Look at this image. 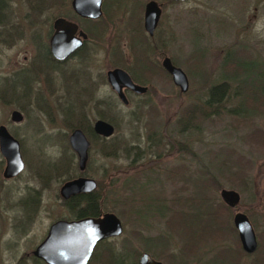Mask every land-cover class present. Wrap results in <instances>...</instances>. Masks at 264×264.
<instances>
[{
  "label": "rangeland",
  "instance_id": "1",
  "mask_svg": "<svg viewBox=\"0 0 264 264\" xmlns=\"http://www.w3.org/2000/svg\"><path fill=\"white\" fill-rule=\"evenodd\" d=\"M146 1L101 0L97 20L80 22L88 40L79 55L88 53L89 61L76 55L45 71L49 24L58 16L72 17L70 0H4L0 125L18 141L23 168L4 179L0 155V264L20 259V264H33L31 251L48 226L72 220L58 189L79 176L95 182L90 192L99 196L101 213H113L122 226L119 235L93 249L89 264H103L95 254L106 245L113 252L125 245L131 252L126 260L137 261L146 252L162 264H264V0H154L161 14L152 37L141 25ZM132 41L145 49L141 65L134 64L139 43L132 46ZM162 56L184 72V92L160 66ZM228 59H235L246 77L259 75L263 87L236 93L235 81L227 77L228 92L206 105L209 87L237 71ZM113 67L146 85V93L127 94L123 105L104 78ZM70 69L82 70L87 91L82 76L73 78ZM260 99L257 109H237L243 100ZM13 110L21 114L20 121L10 120ZM97 118L111 123L114 131L90 142L79 172L67 136L79 121L91 126ZM217 152L228 157L230 166L222 185L203 188V195L220 201L219 190L232 189L239 201L217 216L215 234L203 232L196 247L182 254L178 248L185 236L165 218L187 209L183 203L194 195V177ZM235 167L245 174L246 184L234 175ZM236 212L246 215L255 233L257 248L251 254L241 250L232 224ZM199 224L186 222V243L197 238Z\"/></svg>",
  "mask_w": 264,
  "mask_h": 264
},
{
  "label": "water",
  "instance_id": "2",
  "mask_svg": "<svg viewBox=\"0 0 264 264\" xmlns=\"http://www.w3.org/2000/svg\"><path fill=\"white\" fill-rule=\"evenodd\" d=\"M70 7L74 13L81 17L95 19L101 14V0H70ZM143 10V28L148 35H151L159 18L160 5L154 0H148L144 4ZM53 29L50 38V51L54 58L63 59L80 43L79 39L71 35L76 31V24L56 18L53 21ZM78 34L85 37L81 31H78ZM161 65L170 76L171 82L178 87L180 92H184L187 88L184 72L179 67L172 65L167 57L163 58ZM105 75L109 87L124 105L127 104V99L122 88H128L136 94H142L146 90L144 86L134 84L129 75L121 68L107 70ZM21 119L22 116L18 111H11V121L18 122ZM92 129L103 138L110 137L114 131L113 125L103 119H96L92 124ZM67 141L76 155L78 169L83 170L88 149V141L84 133L79 128H73L67 136ZM0 155L4 159L1 174L4 179H10L21 172L23 162L18 141L9 134L3 125H0ZM94 187L95 182L92 179L80 176L63 182L58 193L62 199H67L77 193L90 192ZM219 197L230 208L239 201V194L232 189L221 188ZM232 224L241 249L246 253L253 252L256 248L255 233L246 215L241 212L234 213ZM121 231L120 220L111 212H104L98 217L58 219L48 226L43 239L31 253L33 257L41 260L44 264H87L94 246L99 241L115 237ZM137 264L162 263L150 257L146 252H141L137 258Z\"/></svg>",
  "mask_w": 264,
  "mask_h": 264
},
{
  "label": "trees",
  "instance_id": "3",
  "mask_svg": "<svg viewBox=\"0 0 264 264\" xmlns=\"http://www.w3.org/2000/svg\"><path fill=\"white\" fill-rule=\"evenodd\" d=\"M3 6H4V0H0V18L6 15L5 13H3V10H2L4 8ZM144 52H145V49H142L141 51L136 52L139 54L137 56V59L134 58L135 65L142 64L143 59L141 61L142 57L140 55L144 56L143 55ZM227 61L230 62V64L234 65L237 71L227 74L228 76L225 75L223 81L218 82L217 84H214L209 87L207 91V100L205 102L206 105H209L212 102L218 103L220 99L228 92V86L224 82L225 79H227V77L235 81L234 83L236 84L233 88V92H236V93L239 92L238 89H242L241 92L245 91V93H250L247 90L249 87L251 89L254 88V91L261 90V88L263 87L261 81L259 80L260 78L258 77L259 75H257L255 78H249V76L246 77V74L244 71L245 69L240 68L238 66V62L235 59H228ZM245 102L246 101L243 100V102L241 103L242 105H240L237 109L238 110L246 109V108L249 109L251 107L257 109L260 106V103H263L261 99L257 102L253 100H249L247 104ZM115 103L114 101L111 102L112 105ZM237 109L233 108V113H236ZM76 127L82 129L87 134L89 142H91L92 140H103V138L98 137L97 135L92 133L90 125L84 124V122L82 121H79L76 124ZM123 150L125 151V148H123ZM229 162L230 160L225 154H221L220 152L214 153V158H211V160H208V165L203 166V172L201 171L202 173H200L199 177L198 178L194 177L193 179L194 185L191 181L193 189H194V195L191 197H188L187 200H184L183 204L187 206V209L185 210L178 209L175 212L171 213L172 215L165 218L168 226L171 225V228L173 226L176 233L178 234L180 233L182 237L185 236L182 242V246L178 248L179 252H181L182 254L185 252H189L194 247H196L197 245L196 241L201 236V234H203V232L208 233L210 235L215 234V231H216L215 226H216V222H218L217 216H219L222 213L224 214L228 212V208L230 207L224 204L221 199L220 201L211 200L210 198L207 197L208 195L206 196L203 195L204 191L202 192V189L205 188V190H207V188H210L211 185H215L216 188L219 187V185L221 186L222 180L220 179H221V176H224L223 172H225V170H228L230 166ZM220 173L222 175H220ZM234 175L237 176L238 180L242 179V182L246 184V181L244 179L245 174L243 175V172L240 169H236L235 167ZM229 185L233 186L231 182H229ZM63 204L65 205L67 210L71 213V217H70L71 219L98 217L102 211L100 208L101 206L100 198L99 196L95 195L93 192L77 193L73 196H70L68 199L63 200ZM156 209L159 210L158 211L159 213L163 214L164 210H162V207H160V205L157 206L156 204ZM200 214L204 215V219L201 220L200 218H196ZM188 221L190 222L198 221L200 224L197 227V232H198L197 238L194 239V242L189 241V243H186L185 238L187 235V231L184 225ZM201 221L203 222V224H201ZM105 242H107L106 239L99 241L94 246L93 249L95 250L97 247L103 246ZM94 250H93V253H94ZM113 251L114 250L113 248H111V246L106 245L99 252L97 251L95 255L99 257L98 259H100V262L103 264H137L135 257H133L132 259L126 260V257L131 252L129 251V249H127V247H125V245L122 247L120 251H117V252H113ZM220 253L221 252H219L218 254H215L212 258L221 256ZM92 255L90 257V260H92V257H93ZM31 260L33 264H44L41 260L33 256H31ZM90 260H89V263H90ZM21 262H23L22 259L17 260V264H20Z\"/></svg>",
  "mask_w": 264,
  "mask_h": 264
},
{
  "label": "flooded vegetation",
  "instance_id": "4",
  "mask_svg": "<svg viewBox=\"0 0 264 264\" xmlns=\"http://www.w3.org/2000/svg\"><path fill=\"white\" fill-rule=\"evenodd\" d=\"M131 1V0H130ZM147 2V1H146ZM159 4V3H158ZM72 12H73V10H72ZM143 12H144V10H142V23H141V25H142V29H143V31L146 33V35L148 36V37H152V35H153V33H154V31H155V28H156V26H155V28L153 29V32H152V34L151 35H148L147 34V32L144 30V28H143ZM73 15H72V17H70V18H65V17H63V16H58V17H56V18H62V19H65V20H68V21H71V22H73V23H75L76 24V31L75 32H73L71 35H72V37H74V38H77V39H79V41H80V43L78 44V46L74 49V50H72L65 58H63V59H56V58H54L53 56H52V54H51V51H50V38H51V36H52V33H53V21L56 19V18H54L53 20H52V22L49 24V28H50V31L49 30H47V34H48V37H47V41H46V46H45V48H44V50H43V58H44V63H43V66H44V69H45V71H47V70H52L53 68H55L56 66H60L61 64H63V63H65L67 60H69V59H71V58H73L74 56H78V57H81L82 59H87V61H89V59H90V55L88 54V53H86V54H83V55H79V52H81V51H84L85 50V52H86V46H85V44H86V41L88 40V34H87V32H86V29L85 28H83V26L81 25L80 26V22H82V23H84V24H88V22H93L94 20H97V18H95V19H93V18H88V17H81V16H79V15H77L76 13H72ZM160 14H161V10H160ZM160 14H159V16H160ZM158 22V21H157ZM85 29V30H84ZM78 31H81L82 33H84L85 34V37L83 38V37H81L79 34H78ZM140 42V41H139ZM139 42H136V41H132L131 42V44L132 45H136V44H138ZM140 46H142L140 43L137 45V47H135V48H138V51L137 52H139V51H141L142 50V48L140 47ZM134 51L136 52V50L134 49ZM90 53H91V51H90ZM164 57H167V56H162V58H161V60H160V66L162 67V65H161V62H162V60H163V58ZM168 58V57H167ZM169 59V58H168ZM170 60V59H169ZM171 62V61H170ZM113 68H120V67H113ZM113 68H108L107 70H110V69H113ZM122 69V68H121ZM72 72H70L71 73V75H72V73H74V77L73 78H75L76 76H78V77H80V76H82V77H80V80H81V86H82V90H86L87 91V89H88V86H87V79H86V77L85 76H83V75H80V71H82V70H79V69H70ZM106 70V71H107ZM124 70V69H123ZM106 71L104 72V78H105V81H106ZM125 71V70H124ZM165 71V70H164ZM61 72H63V70H61ZM126 72V71H125ZM127 73V72H126ZM66 74V73H65ZM128 75H129V77H130V79H131V81L134 83V84H137V85H142V84H139V83H137V82H135V80H133V78L130 76V74L129 73H127ZM61 76V75H60ZM66 76H68V74H66ZM106 83H107V81H106ZM107 85H108V83H107ZM109 86V85H108ZM142 86H144L145 88H146V90H145V92L144 93H142V94H145L146 93V91H147V86L146 85H142ZM110 88V87H109ZM111 89V88H110ZM111 91H112V89H111ZM113 93H114V91H112ZM122 92H123V94L125 95V97H126V99H127V94H133V95H142V94H136V93H134V92H132L130 89H128V88H122ZM115 94V93H114ZM115 97H116V95H115ZM117 98V97H116ZM127 103H128V99H127ZM124 105V104H123ZM98 119V118H97ZM96 119H94L93 120V122L95 121ZM106 121V120H105ZM93 122H92V124H93ZM92 124H91V131H92V133L93 134H95V135H97L98 137H101V138H103L101 135H98V134H96L94 131H93V129H92ZM77 128V127H76ZM80 129V128H79ZM83 133H84V135H85V137H86V139H87V141H88V149H89V145H90V142H89V139H88V137H87V134L82 130V129H80ZM103 139H106V138H103ZM88 149H87V157H88ZM86 160H87V158H86ZM84 168H85V166H84ZM84 168H83V170H84ZM77 169H78V167H77ZM79 170V169H78ZM83 170H81V171H83ZM80 170H79V172H81ZM80 177V176H79ZM72 179V178H71ZM69 180V179H68ZM84 193H90V192H84ZM102 214V213H101ZM100 214V215H101ZM99 215V216H100ZM255 239H256V237H255ZM256 247H257V242H256ZM256 249V248H255ZM243 251V250H242ZM255 251V250H254ZM253 251V252H254ZM244 252V251H243ZM253 252H251V253H253ZM245 254H251V253H246V252H244Z\"/></svg>",
  "mask_w": 264,
  "mask_h": 264
}]
</instances>
